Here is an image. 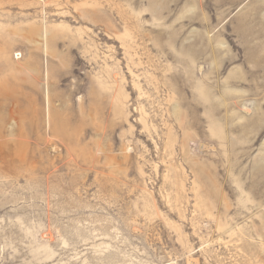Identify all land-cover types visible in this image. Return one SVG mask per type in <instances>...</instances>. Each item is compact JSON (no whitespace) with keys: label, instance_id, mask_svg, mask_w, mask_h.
<instances>
[{"label":"rangeland","instance_id":"374dc122","mask_svg":"<svg viewBox=\"0 0 264 264\" xmlns=\"http://www.w3.org/2000/svg\"><path fill=\"white\" fill-rule=\"evenodd\" d=\"M0 264H264V0H0Z\"/></svg>","mask_w":264,"mask_h":264}]
</instances>
